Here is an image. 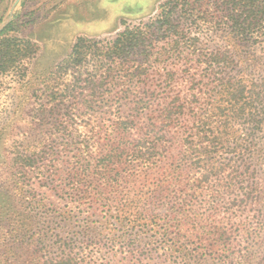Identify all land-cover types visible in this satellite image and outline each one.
I'll use <instances>...</instances> for the list:
<instances>
[{"label":"trees","instance_id":"16d2710c","mask_svg":"<svg viewBox=\"0 0 264 264\" xmlns=\"http://www.w3.org/2000/svg\"><path fill=\"white\" fill-rule=\"evenodd\" d=\"M15 24L0 74L20 68L23 104L39 108L25 155L0 157L14 173L0 264H264V0H163L113 39L77 37L36 76ZM25 177L30 220L15 203Z\"/></svg>","mask_w":264,"mask_h":264},{"label":"rangeland","instance_id":"374dc122","mask_svg":"<svg viewBox=\"0 0 264 264\" xmlns=\"http://www.w3.org/2000/svg\"><path fill=\"white\" fill-rule=\"evenodd\" d=\"M161 2L163 0H3L0 2V25L7 21L8 23L16 21L10 34L29 39L35 44L36 53L30 62L28 72L36 76L37 73L48 71L65 59L77 37L93 40L113 39L127 25L148 23L158 12ZM22 72L18 68L7 74H0L2 161L4 158L20 157L24 152L23 144L35 134L30 122L39 106L32 100L23 104L22 93L17 91V81ZM8 163L6 161L0 165V193H3L2 189L12 185L13 177L10 174L14 173L9 169ZM235 171L228 167L229 180L226 179L219 184H223L224 188L233 186ZM18 176L16 174L17 178ZM242 181L244 180L237 179L236 183ZM19 182L20 191L16 193L17 195L20 193V196L16 197L15 203L21 211L25 209L29 213L27 217L30 220L31 216H36L34 202L38 193L32 191V181L28 177L20 178ZM45 202L46 208H50L51 212L55 210L54 199ZM56 206L59 207L57 210L60 214L62 211L60 207L62 208L63 204ZM93 221L94 219L90 218L87 224L96 225L100 236L112 230L110 223L97 224ZM83 225L84 222H81L73 231L79 234Z\"/></svg>","mask_w":264,"mask_h":264},{"label":"water","instance_id":"95a60500","mask_svg":"<svg viewBox=\"0 0 264 264\" xmlns=\"http://www.w3.org/2000/svg\"><path fill=\"white\" fill-rule=\"evenodd\" d=\"M7 23H8V21H7L5 24L0 25V31H1V29H2Z\"/></svg>","mask_w":264,"mask_h":264}]
</instances>
